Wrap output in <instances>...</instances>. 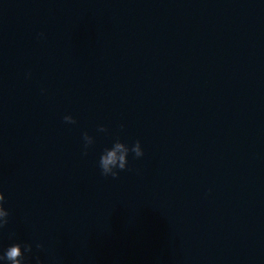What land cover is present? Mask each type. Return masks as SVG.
<instances>
[{"label": "water", "instance_id": "water-1", "mask_svg": "<svg viewBox=\"0 0 264 264\" xmlns=\"http://www.w3.org/2000/svg\"><path fill=\"white\" fill-rule=\"evenodd\" d=\"M0 191L31 264H264V0H0Z\"/></svg>", "mask_w": 264, "mask_h": 264}, {"label": "clouds", "instance_id": "clouds-1", "mask_svg": "<svg viewBox=\"0 0 264 264\" xmlns=\"http://www.w3.org/2000/svg\"><path fill=\"white\" fill-rule=\"evenodd\" d=\"M41 36L43 33L40 34ZM29 75H31L29 73ZM43 91V90H42ZM65 123L75 124L77 121L71 115H65L63 117ZM123 129V125L120 126ZM99 132H107L108 129L104 125H99ZM83 140V154H88V149L95 143L94 137L89 135L87 131L82 134ZM133 153L135 158L144 156V151L141 147L140 140H136L131 146L127 143L122 142L119 136H117L111 147L104 148L98 161V166L101 170V175L108 177L111 176L113 179L119 177L121 171L128 169V155ZM5 196L0 191V231L6 228L9 224L10 212L4 207ZM10 234L9 238H12ZM36 249L43 250L44 245L42 243H36ZM33 253V245L31 243L14 242L10 244L6 249L0 251V262L5 264H31V255ZM35 264H43L39 255H35Z\"/></svg>", "mask_w": 264, "mask_h": 264}]
</instances>
